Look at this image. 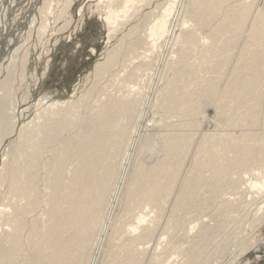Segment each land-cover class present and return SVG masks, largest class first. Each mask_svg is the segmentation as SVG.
<instances>
[{"label": "bare ground", "instance_id": "bare-ground-1", "mask_svg": "<svg viewBox=\"0 0 264 264\" xmlns=\"http://www.w3.org/2000/svg\"><path fill=\"white\" fill-rule=\"evenodd\" d=\"M133 1L113 0L115 7L121 11L116 15L109 14L106 18L109 43L117 33L122 35L119 41L114 39L117 44L104 49L102 60L75 84L74 93L68 99H39L38 103L43 107L42 112L37 113L39 123L28 131L21 130L15 146L14 143L8 145V149L18 148L22 155L14 163L13 170L5 172L4 169L0 173V185L10 176V198L13 200L16 196L19 200L11 202L8 205L10 211L4 213L10 232L0 237V264H16L22 256L25 260L21 264L87 263V253L100 224L101 207L106 202L105 195L113 187L115 160L126 150L127 140L133 132L144 100L143 78L146 75L141 76L139 72L145 65L138 64L130 72L124 71L123 67L132 64L140 51L145 50L148 39H155L158 35L152 30L149 35L136 39V42L130 40L137 35V25L133 24L134 21L118 23V19L126 18L130 10L126 4H132ZM234 1L190 0L189 16L197 30L209 29L222 13L224 18L207 34L209 45L202 53L196 50L199 42L196 33H187L177 40L181 47L179 65L193 54H198L200 59L192 64H184L182 69L175 71L173 79L156 99L154 111L160 116V124L167 119H175V115L181 116L170 128L166 126L162 130L159 139L155 140L146 131L139 140L130 171L134 184L131 197L137 207L148 206L157 211L154 227L150 230L140 228L142 235L117 250H111L109 244L122 238L128 229L126 224L116 222V216L109 227L107 247L99 264H162L164 254L159 251L162 243H156L155 234L165 228L168 237L176 236L181 228V213L186 214L199 202L198 196L202 193L207 170L217 172L221 178V183L214 181L218 184L215 188L218 195L212 200L214 204H221L215 214L221 217V221L216 226L192 228V232L197 230V233L189 237L192 241H188L186 247L178 246L173 239L171 242L165 241V248L169 249L165 258L170 259L181 253L182 264H212L215 259L230 254L235 247L245 251L264 243V238L257 240L254 235L264 225V127L260 128L255 120L257 106L264 104L261 101L263 95L258 94L264 86V0H253L251 4H232ZM52 2L45 0L42 8L45 9ZM166 27L164 21L161 29ZM251 33L246 58L242 63L240 61L239 66L236 65V69L235 66L234 70L231 69L232 74L228 75L226 71V75H222L224 79L215 81L214 78V81L198 89L199 84L203 83L200 73L218 72L223 69V65L234 61L232 59L236 56L232 57L233 51L229 46L234 43L235 46H241L236 49L242 48L245 38ZM227 34L230 36L224 40ZM9 45L6 44L5 50ZM153 50L152 45L145 52ZM5 57H0V77L6 72L0 81L2 140L14 132L17 123L14 113H11L16 111L14 85L17 71L20 70L18 78H22V87L26 79H30L31 87H27L32 92L38 83V79L33 77L35 72H29L28 58H22L18 65V62L13 61L16 55L12 54L9 65H6L8 59ZM118 67L121 69L117 71ZM226 96L242 109L248 110L251 103L256 105L247 116L233 112L226 119L219 116L222 121L217 123L213 110L224 108L223 98ZM82 109L85 116L80 119ZM247 121L250 124L245 134L238 140H225L224 145V138L219 131L233 128L234 125L244 126ZM192 133H195L196 138L191 136ZM61 136L66 139L59 141ZM52 144L56 146L50 148ZM232 150H237L233 161L225 154ZM158 151L165 153L161 160H155ZM257 151L261 170L259 175L248 181V190H239V180L242 182L239 177L234 180L237 187L234 194L238 197L219 201L223 182L230 186L228 179L232 175H242L240 172L245 171L250 158ZM48 152L49 161L42 165L41 161ZM179 157L181 160L177 162ZM145 159L151 162L147 163ZM40 167L46 171L44 196L47 200L43 202L45 209H48L45 211L47 218H34L28 222L29 215L39 206ZM187 171L192 176L187 177ZM175 183L181 191L174 196L169 194V187ZM163 195L167 197L166 203H162ZM128 198L125 193L122 203L126 204ZM243 199L246 209L241 205ZM27 229L29 232L24 236ZM204 237L207 239L201 244ZM150 243L152 246L149 247ZM124 252H131L133 256L122 260L120 257Z\"/></svg>", "mask_w": 264, "mask_h": 264}, {"label": "rangeland", "instance_id": "rangeland-1", "mask_svg": "<svg viewBox=\"0 0 264 264\" xmlns=\"http://www.w3.org/2000/svg\"><path fill=\"white\" fill-rule=\"evenodd\" d=\"M44 1L45 0H0V57H2V55L6 56L5 58L8 59L6 65H9L12 54L16 55L13 61L18 62V65L22 58H28L30 62L29 72L31 74L35 72L33 77L38 79L36 88L31 92V80L26 79L23 84L24 87H22V78H18L20 77V70L16 73V84L14 85L16 111H11V113H14L17 123L12 134L6 136L3 140L0 138V173L4 169L5 172L13 170L14 163L18 160V157L22 155L18 148L9 147L8 149V145L14 143L15 146L20 139L21 130L24 129V131H28L34 124L39 123L37 113L43 110L42 105L38 103L39 99L48 98L53 100L60 97L64 100L68 99L74 93L73 89L77 83L83 79L82 77L87 76L92 71L94 65L102 60L103 54L101 53H104L109 45L111 47V45L117 44L116 41H119L121 39L120 37H122L121 33H117L114 35L116 41L113 39V41L109 43V30L106 18L109 14L116 15L121 11L120 8L115 7L113 0H53L51 5L45 9L42 8ZM252 1L253 0H236L232 2V4L239 2H242L241 4H251ZM230 4L231 2L228 3V5ZM126 6H130V10L124 20L118 19V23L134 21L133 24L137 25L138 32L136 36L130 39L132 42H136L135 40L141 36L149 35L152 30L157 32L158 35L155 39H148V45H146L145 50L140 51L138 58H136L132 64L128 63L126 68L123 67L124 71L130 72L138 64L145 65L139 72V75L147 76L143 78V84L145 86L144 100L141 111L135 121L133 132L127 140L126 150L118 160H115L113 167L114 170L116 169V175L113 187L105 195L106 202L104 206L101 207L100 211V224L97 229L96 237L92 240L89 247L86 264H99L100 257L107 247L106 241L109 227L116 216V222L126 224L128 229L122 238L113 240L109 244L111 250H117L121 245L127 244L130 240H133V238L142 235L140 228H147V230H150L154 227L157 211L148 206L141 208L137 207L136 201L131 197L134 184L131 181L130 171L138 151L139 140L146 131L150 133V136L154 137L155 140L159 139L162 135V130L167 127L170 128L181 116V114L175 115V117H173L175 119H167L160 124V116L154 111L156 99L159 97L161 91L168 86L171 79H173L175 71L182 69L184 64H192L200 59L198 54H193L185 60V63L179 65L178 62L180 61L178 58L181 47L177 43V40L181 39L187 33H196L199 38L196 50L202 53L209 45L207 34L215 29L224 18V14L222 13L219 15L220 17H217L211 24V27H208L209 29L204 28L205 30H197L194 21L191 19V16H189V11L191 10L190 0H134L132 4H126ZM164 21H166L167 27L162 30L161 25ZM251 35L252 33L245 38L242 48L236 49L238 46H235L234 43L229 46V48H231L230 50L235 53L232 52V57L236 56L235 59H232L234 61L229 63L230 65H223V69L221 68L218 72L209 73L202 71L203 73H200L203 83L199 84L198 89L205 86V84L211 83V80L214 81V78L215 81L224 79L227 72L228 75L232 74L231 69L234 70V66L236 69V65L239 66L240 61L242 63L245 60L244 58H246V51L250 48ZM228 36H230V34H227L224 40H227ZM7 43L10 45L9 48L5 50ZM152 45L154 46L153 52L146 53L145 51L149 50ZM229 48L227 51H229ZM231 51L228 54H230ZM242 55H244V57ZM48 65H50L49 68H47ZM116 69L118 71L121 68L118 67ZM86 72H88L87 75ZM123 74L124 73H121V75ZM202 74L206 78H204ZM217 74L220 75L221 78L217 76ZM223 74L224 76H222ZM5 75L6 72L0 77V81ZM28 85L30 87H27ZM257 88H259V85ZM232 89H235V87L232 86ZM26 91L29 92L26 93ZM258 94L263 95L261 101L264 102V86L259 89ZM228 98V96L223 98L225 105L222 110H213L217 123L222 121L223 118L226 119V117L230 116L233 112H237V114L241 116H247L250 110L256 105V103H251L249 109L246 110L240 108L237 106L236 102ZM93 104L94 101L91 102V105ZM257 107L255 120L260 128H263L264 104L261 103L260 106ZM84 116L85 112L82 109L80 111V119ZM219 116L220 118L222 117V119H220ZM249 124L250 121H247L244 126L234 125L233 128L220 130L219 134L224 138V145L226 141L230 139H240L249 128ZM149 127L151 129H149ZM77 129L78 126L75 130ZM80 131L81 129L79 132ZM73 133L75 134V131H73ZM209 134H213V132H209ZM191 136L196 138L195 133H192ZM59 139V141H62L65 140L66 137L61 136ZM55 146L56 144H52L50 148ZM49 154L48 152L44 155L45 158L41 161L42 165H44L46 161H49ZM225 154L232 160L237 156V150H232L231 153L225 152ZM258 154L259 151L250 158L245 171L243 170L244 172H240L242 175H232L231 178L228 179L230 186L223 182V191L221 190L223 193L220 195L219 201L233 200L235 198L236 195L234 191L237 187L234 180L239 177L242 179V182L239 180V190H248V181L260 174L259 170H261V166ZM164 157L165 153L158 151L155 155V160H161ZM146 160L147 159H145V162L147 163L151 162V160ZM180 160L181 158L179 157L177 162H180ZM45 172L44 167H40L38 172V177L40 179L38 185L40 190V198L38 197L39 206L38 210L29 215L27 219L28 222H31L34 218L39 220L47 218L45 216V211L47 212L48 209H45L43 202V200H47L44 196L47 186L44 181ZM186 175L187 177L192 176L188 171ZM10 179L11 177L7 176L5 182L0 185V237H4L10 232V228L6 226V219L4 216V213L10 211L8 205L13 201L19 200V197L16 196L13 197V200L10 198ZM220 179L217 172L215 173L211 170L205 171L202 193L198 196L199 202L186 214L181 213V228L176 236L168 237L165 228H162L155 234L156 243H162L159 250L164 254L162 264L183 263L181 253L170 259L165 258L169 252V249L165 248V241L171 242L173 239L174 243L178 246L185 245L186 247V243L192 241L189 237L197 233V230L192 232V228H204L205 226H216L219 224L221 217H217L215 214L217 207H220L221 204H214L212 200L218 195L215 193V188L218 187V184L214 183V181L218 183ZM224 187L227 188L224 189ZM180 191L177 183L171 184L169 187V194H173L174 196L179 194ZM125 193L128 194L129 198L126 204H123L122 198ZM200 198L202 201H200ZM196 199L197 197H195V200ZM209 199H211V201H209ZM166 202L167 197L164 196L162 203ZM244 202L245 200L243 199L241 205L246 209ZM126 210L128 211L125 214ZM238 217H240V214H238ZM28 232L29 229L26 230L24 236H27ZM254 235L257 240L264 238V225L261 226ZM206 239L207 237L202 238L201 244H203ZM150 246H152L151 243L149 244V247ZM25 254L27 253L25 252ZM132 256L133 253L124 252L120 259L127 260ZM22 257L19 258L16 264H21L22 261L25 260V257ZM212 264H264V243L245 251H240L239 248L235 247L230 254L215 259Z\"/></svg>", "mask_w": 264, "mask_h": 264}]
</instances>
